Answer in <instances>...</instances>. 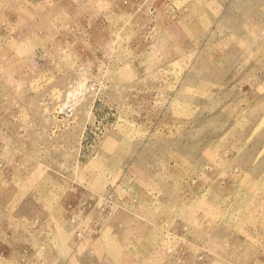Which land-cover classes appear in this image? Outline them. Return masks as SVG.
<instances>
[{"label": "rangeland", "instance_id": "rangeland-1", "mask_svg": "<svg viewBox=\"0 0 264 264\" xmlns=\"http://www.w3.org/2000/svg\"><path fill=\"white\" fill-rule=\"evenodd\" d=\"M0 264H264V0H0Z\"/></svg>", "mask_w": 264, "mask_h": 264}]
</instances>
